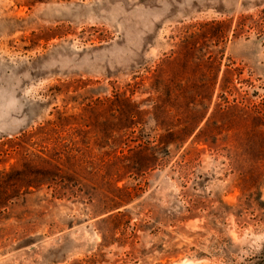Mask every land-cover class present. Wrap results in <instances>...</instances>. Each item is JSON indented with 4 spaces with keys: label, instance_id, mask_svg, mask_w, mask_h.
<instances>
[{
    "label": "rangeland",
    "instance_id": "374dc122",
    "mask_svg": "<svg viewBox=\"0 0 264 264\" xmlns=\"http://www.w3.org/2000/svg\"><path fill=\"white\" fill-rule=\"evenodd\" d=\"M257 190L264 0H0V264H222Z\"/></svg>",
    "mask_w": 264,
    "mask_h": 264
},
{
    "label": "trees",
    "instance_id": "16d2710c",
    "mask_svg": "<svg viewBox=\"0 0 264 264\" xmlns=\"http://www.w3.org/2000/svg\"><path fill=\"white\" fill-rule=\"evenodd\" d=\"M255 199L258 201V206L264 205V200L261 199L262 192L257 190V192H253ZM237 205H227V211L235 213V208ZM127 213L125 211H119V216H124ZM210 223H213L210 221ZM136 225L138 223H135ZM150 224V223H149ZM214 242L210 245L209 253L204 254L202 252L198 253V257H215L221 261L222 264H264V242L260 243L259 247L256 250H252L248 255H240V248L238 244H236L233 239L228 236L225 239L220 238H212ZM178 250L172 248L168 250V254H175Z\"/></svg>",
    "mask_w": 264,
    "mask_h": 264
}]
</instances>
